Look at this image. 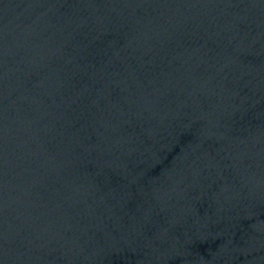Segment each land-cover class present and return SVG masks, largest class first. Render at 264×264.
<instances>
[{"label":"water","instance_id":"water-1","mask_svg":"<svg viewBox=\"0 0 264 264\" xmlns=\"http://www.w3.org/2000/svg\"><path fill=\"white\" fill-rule=\"evenodd\" d=\"M0 264H264V0H0Z\"/></svg>","mask_w":264,"mask_h":264}]
</instances>
